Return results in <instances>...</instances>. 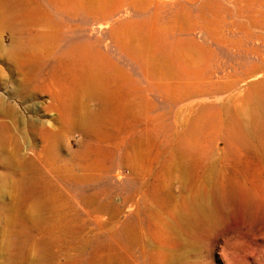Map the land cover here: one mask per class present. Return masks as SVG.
<instances>
[{
	"label": "rangeland",
	"instance_id": "obj_1",
	"mask_svg": "<svg viewBox=\"0 0 264 264\" xmlns=\"http://www.w3.org/2000/svg\"><path fill=\"white\" fill-rule=\"evenodd\" d=\"M0 264H264V0H0Z\"/></svg>",
	"mask_w": 264,
	"mask_h": 264
},
{
	"label": "bare ground",
	"instance_id": "obj_2",
	"mask_svg": "<svg viewBox=\"0 0 264 264\" xmlns=\"http://www.w3.org/2000/svg\"><path fill=\"white\" fill-rule=\"evenodd\" d=\"M117 72H118V74H122V72L120 70H118ZM110 84H111V88L114 89L112 92L113 93L115 92L116 96L114 95V97H112L113 98V99H111L112 101L111 100H109V101L106 100L103 109L100 112H98V113H96V114H94L92 116H86L82 111L80 112V110H79V104H78L79 100L78 99H80L81 96H84V95L88 94V92H86V88L85 87H79L76 91H74L70 95L71 102H70L69 107H70L71 115L74 116V117H77L79 122L82 123L88 129L97 131V129H95L96 127L94 126L95 124H94L93 117H102V116H105L107 114H110L111 119L113 120L112 124L113 123L117 124L119 121H121L126 116V114L128 112L127 109L129 110V108H128V106L126 104L124 105V103H120V105H119V102L115 101V99L118 98L120 100V102H123V99L121 98V96H122V94H121L122 83L116 82L115 78H113L110 81ZM114 84H116L117 88L114 87ZM116 124L115 125L113 124L112 127L114 128L116 126ZM115 130H116V128H115ZM120 130H121V128H120ZM118 134H119V132H118ZM111 135L114 137L113 133L109 134V132L106 135H104V136L109 138V136L111 137ZM125 157H127V156H125ZM124 159H126V158H124ZM209 204H210V202H208L206 198H202L200 194H198L197 196L191 198L189 204L182 210V212H178V215L177 214L175 215V222L177 223L179 228L177 226H175V225L174 226L176 228H178L180 231H183V230L186 231L187 229H189V227L192 229V227H191L192 224L198 222L199 220H203L206 217H208L209 210H211V208L209 207ZM212 213H214V212H212ZM202 222H204V221H202Z\"/></svg>",
	"mask_w": 264,
	"mask_h": 264
},
{
	"label": "clouds",
	"instance_id": "obj_3",
	"mask_svg": "<svg viewBox=\"0 0 264 264\" xmlns=\"http://www.w3.org/2000/svg\"><path fill=\"white\" fill-rule=\"evenodd\" d=\"M33 256H35V253H33Z\"/></svg>",
	"mask_w": 264,
	"mask_h": 264
}]
</instances>
